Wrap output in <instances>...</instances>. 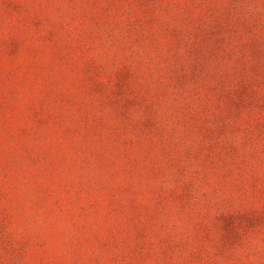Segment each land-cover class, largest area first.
Instances as JSON below:
<instances>
[{
  "label": "rangeland",
  "instance_id": "rangeland-1",
  "mask_svg": "<svg viewBox=\"0 0 264 264\" xmlns=\"http://www.w3.org/2000/svg\"><path fill=\"white\" fill-rule=\"evenodd\" d=\"M0 264H264V0H0Z\"/></svg>",
  "mask_w": 264,
  "mask_h": 264
}]
</instances>
